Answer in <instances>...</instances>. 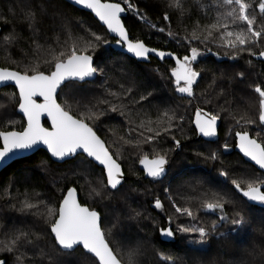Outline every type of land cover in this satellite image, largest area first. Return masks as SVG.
Instances as JSON below:
<instances>
[{"label":"trees","instance_id":"trees-1","mask_svg":"<svg viewBox=\"0 0 264 264\" xmlns=\"http://www.w3.org/2000/svg\"><path fill=\"white\" fill-rule=\"evenodd\" d=\"M119 2L127 8L123 0ZM130 2L134 11L140 13L137 16L134 11H126L123 24L126 25L130 38L139 39L158 50L178 53L181 57L190 52L188 41L192 40V46H196L203 54L195 64L201 73L198 86L195 87V98L177 99L180 94L175 92V85L171 80V68L175 67L173 61L151 58L147 64L138 63L118 52L116 41L110 36L109 45H101L95 53L89 49L88 54L94 56L108 49L110 55L105 62L106 75L97 76L92 82L78 83L73 91L81 102V111H88L87 106L91 103L93 111L103 109L107 112L97 120L100 125L98 134L121 164L125 182L118 191L104 189L97 179L98 167H93L90 171L81 170L84 167L80 164L81 156L57 164L40 150L27 158L12 162L0 172V260H4L6 264H50L51 256L61 264H87L90 256L80 248L68 254L55 253L43 236L26 249L23 246L17 248L12 243L18 229L28 233H42L47 227L46 216L28 214L35 209L20 211L25 200L41 209L44 208L41 201L49 202L48 206L52 207L62 198L61 190L66 192L68 187H75L79 200L98 210L106 226V234L108 228L113 224L117 225L113 229L116 235L109 236L112 246L119 248L117 244L115 247L114 240L120 237L140 243L144 264H173V261L161 260V255H172L174 264H234L241 260H247L248 264H264V205L249 203L235 192L231 183L232 179H246L253 171L260 173L234 152L235 132L247 129L252 138L259 140L264 137V127L258 124V116L255 125H245L243 120L240 127L234 125L236 119L242 116L248 118L257 112L259 97L254 89L257 85L264 86V61H257L253 57L259 55L264 47L252 46L253 55L242 52L236 59H229L225 49L218 47L217 32L214 31L213 36L208 37L212 40L207 45L211 51H207L205 44L193 40L194 31L203 40L207 36L206 26L215 23L219 13L223 11L212 7L213 0ZM246 2L255 6L258 0ZM33 8L46 9V14H39L34 28H30L27 12ZM255 11L259 18L258 8ZM165 14L169 16V21L163 19ZM97 25L90 14L63 0H0V68L24 71L25 66L39 64L42 69H47L45 61L63 51H70L73 44L81 49L86 47L87 41L93 39L92 33L99 31ZM160 28L165 31L160 32ZM13 33L15 39L11 43L4 40L5 35ZM260 43L264 44V41ZM105 88L108 92H105ZM128 89L132 91L128 92ZM14 91L12 87L0 90V130L20 127V123L12 125L8 122L21 119L16 112L17 105L11 102ZM110 92L126 93L128 107L133 109L131 113L125 110L131 124L126 123L125 116L120 115L119 111H109V105L97 104L93 99L94 96L103 97L119 106L120 100L109 95ZM149 93L151 95L148 99L140 101L141 94ZM131 100L139 103L132 105ZM177 104L181 106L180 114L185 117L184 132L188 135L185 137L179 131L175 133L181 147L169 153L170 164L163 180L144 179L139 158L144 154L152 158L155 153L150 146L140 144L143 137L138 133L151 135L147 128L155 129L159 123L166 121L165 112L171 115ZM198 107L222 114L223 118L218 121V137L214 142L195 139L192 120ZM72 111L77 113L75 103L72 104ZM44 125L47 126L46 122ZM130 128L133 130L129 131ZM226 140L230 146L227 151L223 148ZM136 144L140 146L136 147ZM169 147H175L174 141L170 137L161 138L158 148ZM217 148L221 156L215 162L198 155ZM222 169H227L229 179L225 180L219 175ZM93 188L107 194L101 197L93 193L90 196ZM165 188H169L170 192L165 193ZM213 192H229L236 198L238 205L242 201L247 223L233 233L231 218L234 209L232 205H226L229 223L220 232H228L227 237H214L203 249H192L193 246L188 245L186 240L188 234L175 231L178 214L175 213L172 202L174 200L178 206L191 207L199 220L210 226L211 220L216 216L202 210L199 201L202 193H207V198L212 199ZM156 198L162 201V210L152 207ZM137 211L140 215H136ZM169 216L172 217L171 223H167ZM188 220L186 216L179 218L183 223ZM167 225L174 230L175 235L171 241L162 242L159 232ZM32 239L35 240V237ZM5 244L15 250L7 251L4 249ZM41 250L46 254L42 255ZM18 256L21 257L20 260L16 259Z\"/></svg>","mask_w":264,"mask_h":264},{"label":"snow or ice","instance_id":"snow-or-ice-1","mask_svg":"<svg viewBox=\"0 0 264 264\" xmlns=\"http://www.w3.org/2000/svg\"><path fill=\"white\" fill-rule=\"evenodd\" d=\"M71 2L76 6H82L83 9L90 10L99 21L97 25L99 31L92 33L93 39L87 41L86 47L81 49L73 44L70 51H63L59 55H54L51 60L45 61L48 65L47 69H42L39 64L25 66L24 71L8 67L0 68V87H10L14 84L15 91L11 102L18 106V113H22L20 121H8L12 125L20 123L19 128L0 130V162L9 159L12 155L43 145L51 157L57 160H65L76 155L81 156L80 164L84 166L82 171H90L93 167H98L97 179L100 185L104 189L118 191L123 181L121 164L98 134L100 125L97 120L107 112L103 109L93 111L94 106L91 103L87 106L88 111H81V102L73 91L74 86L78 83H86L97 76L104 77L106 75L105 62L107 56L110 55L108 49L95 56L88 54L89 49L95 53L101 45H109V35H111L112 39H115L116 45L120 47L121 54H130L131 57L138 60L149 59L151 53L161 59L166 56L170 57L175 61V67L171 68V80L175 85V92L180 94L177 99H183L185 96L195 98V87L198 86V78L201 75L195 64L202 53L196 46H192V40L188 41L190 52L181 57L178 53L158 50L147 46L139 39L130 38L126 31V25L122 23V13L134 11L130 0H123L127 8L122 7L119 0L117 2L71 0ZM212 7L223 11L217 16L215 23L206 26L207 36L203 40L195 31L192 33L193 40L205 44L207 48V45L212 43L208 37L213 36L214 31L217 32L219 34L218 47L225 49V54L229 59H236L237 55L242 52H248L250 56L253 55L252 46L264 47V44L260 43L264 41V0H258L255 6L246 0H213ZM255 8H258L259 18ZM39 14H46V9L33 8L27 12L30 28H34ZM135 15L139 16L140 13L136 11ZM163 19L169 21L170 18L165 14ZM62 27L66 28L64 25ZM159 31L163 33L165 29L160 28ZM14 39V33L4 37V40L9 43ZM207 51H211V49L207 48ZM213 54L215 55V53ZM259 57L264 58V50L259 52ZM238 75H242V73H238ZM254 90L259 97L256 114L250 115L248 118L242 116L236 119L234 127H240L241 120L245 125H255L257 124L256 116H258V124L264 126V86L257 85ZM127 91L131 92L132 89ZM105 92H108L107 88H105ZM16 93H18V98ZM109 95L120 100L119 106L103 97L94 96L93 99L97 104L109 105V111H119L120 115L125 116L126 123L131 124L125 110L131 113L133 109L128 107L126 93L110 92ZM150 95L151 93L141 94L140 101L148 99ZM37 98L41 102H38ZM61 100L64 102H58ZM73 103L77 105L76 114L72 111ZM130 103L135 105L139 101L131 100ZM180 107L179 104L175 105L171 115L165 112L167 120L159 123L155 129L148 127L147 132L151 135H144L143 132L138 133L143 137L140 144L150 146L155 153L152 158H149L147 154L139 158L146 177L153 181L163 180L167 175V166L170 164L169 153L181 147L180 140L176 138L175 133L179 131L185 137L188 135L187 132H184L185 117L180 114ZM42 116L47 117L50 127H45L41 123ZM222 118L221 112L204 111L198 107L195 118L192 120V123L195 124L194 131L206 138L216 137L218 121ZM132 130L129 129V131ZM231 130L230 128L229 131ZM163 137H170L174 141L175 147L159 149L158 145ZM129 142L132 141L129 140ZM139 146L136 144V147ZM229 147L226 140L223 148L227 151ZM235 147L244 157L254 162L259 169L264 170V137L258 140L252 138L247 129L237 130L235 132ZM198 155H203L205 160L215 162L220 158L221 152L217 148L210 150L207 154L198 153ZM219 175L225 180L229 179L227 169L220 170ZM105 178L106 183L104 182ZM231 183L235 192L239 193L241 197L246 198L247 201L264 205V172L257 174L253 171V174L246 179L242 181L232 179ZM164 191L168 193L170 189L165 188ZM93 193L101 197L107 194L102 193L98 188H93L89 195L92 196ZM212 196V199H208L207 193H202L199 201L202 210L216 216L211 220L210 226L201 222L191 207L178 206L169 196V199L173 200L172 207L178 214L175 231L188 234L186 240L190 246L203 247L214 237L217 239L227 237L228 232H220V229L229 223L226 205L230 204L234 209V215L231 218L233 233L243 228L247 223L243 214L242 201L238 205L236 198L229 192H213ZM61 197L52 207L48 206L49 202L41 201L44 205L43 209L27 200L23 202L20 211L35 209L34 212L28 214L39 217L46 216L47 227L43 229L42 233H28L18 229L17 235L12 240L17 248L23 246L26 249L27 246L35 244L43 236L55 253L68 254L78 247H82L85 253L91 254L87 264H144L142 259L144 253L140 243H133L131 240L120 237L117 241L119 248L112 246L109 236L116 235L113 229L117 225L113 224L111 228H108L106 234V226L98 210L81 202L75 187H68L66 192L61 190ZM57 204L58 206H56ZM154 207L157 210L163 209L162 201L159 198L155 199ZM136 215H140L139 211ZM184 216L189 218L187 223L179 221V218ZM171 221L172 217L169 216V222L171 223ZM160 234L166 238H173L175 232L169 226L161 228ZM33 236L35 240L32 239ZM4 249L9 252L15 250L8 244L4 245ZM41 254L46 253L41 250ZM16 259L20 260L21 257L18 256ZM160 259L173 261L174 264L172 255H161ZM49 260L50 264H61L54 257L49 256ZM0 264H6V262L0 260ZM234 264H248V261L241 260Z\"/></svg>","mask_w":264,"mask_h":264},{"label":"water","instance_id":"water-1","mask_svg":"<svg viewBox=\"0 0 264 264\" xmlns=\"http://www.w3.org/2000/svg\"><path fill=\"white\" fill-rule=\"evenodd\" d=\"M63 1H65V2L68 3L69 5H71L72 7L76 8V9H78V10H80V11H83V12H85V13L90 14V15H91V16L97 21V23L99 24L98 19L94 17V14H92V13L90 12V10L83 9L82 6H76V5H74V3L71 2V0H63ZM102 2H112V1H103V0H102ZM122 7H124V6L122 5ZM126 16H127V12L122 13V23H123V19H124ZM105 31H106V29H105ZM126 31H127V30H126ZM109 36L111 37V35H109ZM111 38H112V37H111ZM116 50H117L118 52L121 53V49H120L119 46L116 48ZM165 52H167V51H165ZM123 55L129 57L130 59H133L134 61H136V62H138V63H143V64H147V63L150 61L151 58H152V59H155V60H157V61L170 60V61H173V62L175 63V61L172 60L170 57H167V56H166L165 58L161 59L160 57L155 56L154 53H151L150 56H149V59H147V60H138V59H136L135 57H131L130 54H127V53H123ZM253 58H254L255 60H257V61H264V58L259 57V55H256V56H254ZM94 80H95V79H90V80H88L87 82H92V81H94ZM8 83H10V82H8ZM79 84H80V83H79ZM82 84H83V83H82ZM10 87H12V88L15 89L14 84H12ZM3 88H6V87H0V90L3 89ZM254 92H255V90H254ZM255 93H256V92H255ZM256 94L258 95V93H256ZM17 96H18V93H17ZM185 97H187V96H185ZM187 98H190V97H187ZM37 101H38V102H41L39 98H37ZM16 112H17L18 115H20V116L22 117V113H18V106H17ZM45 122H46L47 126L44 125ZM41 123H42L45 127H50V124L48 123V121H47V117H46V116H42V117H41ZM193 127H194V129H195V124H194V123H193ZM262 127H264V126H262ZM218 128H219V122H218ZM217 137H218V129H217V136H216V137L206 138V137H203V136L197 134L196 140H201V139H202V140H204V141H206V142H214V141L217 139ZM40 150H41V151H44V152L49 156L50 160H51L52 162H54V163H57V164L64 163L65 161H69V160H71L72 158H74V157H76V156H79V155H76V156H74V157L67 158V159H65V160H57L56 158L51 157L50 153L47 152V149H46L43 145H40V146L34 147L32 150L25 151V152H20V153H18V154H16V155H12L9 159H6V160H4L3 162H0V172H1L4 168H6L8 165H10L12 162H14V161H16V160H19V159L27 158V157L33 155L34 153H36V152H38V151H40ZM234 152L237 153V154L243 159V161H245V162L248 163L249 165L253 166L257 171H259L260 173L264 172V170L259 169V167H258L257 165H255L254 162H252V161L248 160L246 157H244L243 154L240 153L239 149L236 148L235 146H234ZM121 168H122V167H121ZM140 170H141V172L143 173V178H144V179H151V178L146 177V175H145V173H144V170H143V166H142L141 164H140ZM122 173H123V170H122ZM105 180H106V178H105ZM124 182H125V175H124V173H123V181H122V184H121L120 186H122V185L124 184ZM120 186H119V187H120ZM109 190H110V189H109ZM110 191H115V190H110ZM78 198H79V197H78ZM245 199H246V198H245ZM248 202L251 203V204H257V203H258V202H250V201H248ZM152 207L155 209L154 204L152 205ZM167 223H169V220H167ZM167 227H169V225H167ZM167 227H166V228H167ZM159 238H160V240H161L162 242H169V241L172 240V238H166V237L161 236L160 232H159ZM203 247H204V246H203ZM203 247L193 246V247H191V248H192V249H199V250H200V249H203ZM78 248H80V249L84 252V250L82 249V247H78ZM72 252H73V251H72ZM84 253H85V252H84ZM85 254H87V255H89V256L91 255V254H88V253H85ZM2 261H4V260H2Z\"/></svg>","mask_w":264,"mask_h":264},{"label":"rangeland","instance_id":"rangeland-1","mask_svg":"<svg viewBox=\"0 0 264 264\" xmlns=\"http://www.w3.org/2000/svg\"><path fill=\"white\" fill-rule=\"evenodd\" d=\"M134 12H136V11H134ZM202 55H203V54H201L199 58H201ZM199 58H198V59H199ZM193 128H194V127H193ZM195 133H196V132H195ZM196 137H197V133H196ZM195 139H196V138H195ZM112 240H114V239L112 238ZM118 240H119L118 238H117L116 240H114V241H115V247H116V244L119 245V244L117 243ZM114 241H113V242H114Z\"/></svg>","mask_w":264,"mask_h":264},{"label":"flooded vegetation","instance_id":"flooded-vegetation-1","mask_svg":"<svg viewBox=\"0 0 264 264\" xmlns=\"http://www.w3.org/2000/svg\"><path fill=\"white\" fill-rule=\"evenodd\" d=\"M194 118H195V116H194ZM194 120V119H193ZM202 140V139H201ZM150 180H152V179H150Z\"/></svg>","mask_w":264,"mask_h":264}]
</instances>
